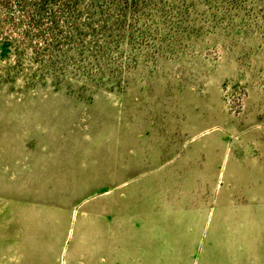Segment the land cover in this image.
I'll return each instance as SVG.
<instances>
[{"label":"rangeland","instance_id":"1","mask_svg":"<svg viewBox=\"0 0 264 264\" xmlns=\"http://www.w3.org/2000/svg\"><path fill=\"white\" fill-rule=\"evenodd\" d=\"M0 264H264V0H0Z\"/></svg>","mask_w":264,"mask_h":264}]
</instances>
